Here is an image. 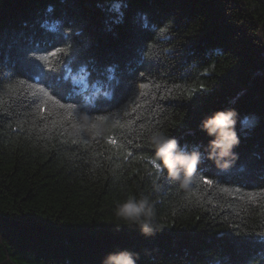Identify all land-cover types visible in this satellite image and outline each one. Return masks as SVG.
<instances>
[{"label":"trees","instance_id":"1","mask_svg":"<svg viewBox=\"0 0 264 264\" xmlns=\"http://www.w3.org/2000/svg\"><path fill=\"white\" fill-rule=\"evenodd\" d=\"M37 81L70 118L42 119L25 94ZM137 104L140 120L118 127ZM229 110L232 166L202 159L189 189L169 184L149 136L203 152L201 121ZM262 191L264 0H0V264H101L125 249L137 264H264V199L241 198ZM141 194L163 224L152 236L117 228L116 204Z\"/></svg>","mask_w":264,"mask_h":264},{"label":"clouds","instance_id":"2","mask_svg":"<svg viewBox=\"0 0 264 264\" xmlns=\"http://www.w3.org/2000/svg\"><path fill=\"white\" fill-rule=\"evenodd\" d=\"M234 117L233 111H218L201 121V130L209 137L203 152L185 151L175 137L163 130L154 131L148 138V146L153 149V163L166 174L167 182L179 189H189L202 159L211 160L221 170L229 169L237 159L234 149L239 144ZM83 120L87 123L88 117L85 115ZM114 216L118 229L121 223L134 226L144 236H152L163 227L155 203L143 194L139 198L128 196L117 203ZM138 258L137 253L125 249L106 254L101 264H137Z\"/></svg>","mask_w":264,"mask_h":264},{"label":"snow or ice","instance_id":"3","mask_svg":"<svg viewBox=\"0 0 264 264\" xmlns=\"http://www.w3.org/2000/svg\"><path fill=\"white\" fill-rule=\"evenodd\" d=\"M53 30H55V29L53 28ZM37 59L46 61L48 59V57L47 56H40V57H37ZM37 67H39V66L37 65ZM109 71H111V69H109ZM83 82L84 81L81 80V83H83ZM20 84L24 85L25 82L23 80H21ZM38 84H39V81H37V83H35V84H28L27 88L25 90V94L29 95L32 98V103H35L36 108L39 111V113L41 114L42 119H47L48 117H52V116L56 115L57 110H63L64 115L61 119L70 118L72 115L73 105L62 104L60 102V100L56 99V97L51 95L45 88L39 87ZM159 87H160L159 85L156 86L157 89H159ZM177 87H179V86H177ZM140 88L141 89H147V88H149V85L141 84ZM172 91H173L172 89H168L169 93H171ZM188 94L191 95L190 92ZM145 95L146 94L144 92H141V96H145ZM143 107H144L143 105L137 104L135 107H133L131 109V113H129V112L125 113V116H131L132 113H137L136 120H130L128 123L118 122L117 126L121 127V128H125V127L131 128L137 121L140 120L141 117L139 115V112L143 111ZM153 115H155V112H153ZM101 119H104V118L101 117ZM53 123L55 124V123H57V121L54 120ZM140 127L143 128L144 125L140 124ZM109 143L114 145V146H117V147H123L122 145H118L117 140L115 138H110ZM127 143L133 144V140L131 138H128ZM127 155L131 156L132 153L129 151L127 153ZM125 158H127V157H125ZM203 182L208 186H211V184H212V181H210V180H205ZM223 191L229 195L234 194L233 192L229 191L228 189H223ZM235 191H236V193L240 192L239 189H236ZM245 196L247 197L248 200L255 203L257 197L264 199V191H262L260 193H246V194H243L241 196V198H244ZM258 235L264 236V233H259Z\"/></svg>","mask_w":264,"mask_h":264},{"label":"rangeland","instance_id":"4","mask_svg":"<svg viewBox=\"0 0 264 264\" xmlns=\"http://www.w3.org/2000/svg\"><path fill=\"white\" fill-rule=\"evenodd\" d=\"M75 79H78L80 82L81 80L84 81L83 76L79 75L74 77ZM93 87L88 83L85 82L81 85V91L83 92V96L86 102H91L93 100L94 95L97 94V92L93 91ZM105 95H108V92H105Z\"/></svg>","mask_w":264,"mask_h":264}]
</instances>
